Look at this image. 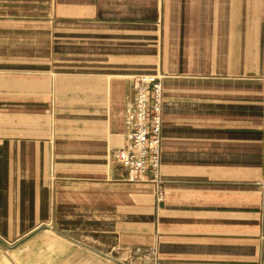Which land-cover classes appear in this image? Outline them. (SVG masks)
I'll list each match as a JSON object with an SVG mask.
<instances>
[{
	"label": "crops",
	"instance_id": "0c3cea01",
	"mask_svg": "<svg viewBox=\"0 0 264 264\" xmlns=\"http://www.w3.org/2000/svg\"><path fill=\"white\" fill-rule=\"evenodd\" d=\"M264 0H0V264H264ZM162 77L161 178L126 180L133 79Z\"/></svg>",
	"mask_w": 264,
	"mask_h": 264
},
{
	"label": "built area",
	"instance_id": "2783aa9c",
	"mask_svg": "<svg viewBox=\"0 0 264 264\" xmlns=\"http://www.w3.org/2000/svg\"><path fill=\"white\" fill-rule=\"evenodd\" d=\"M162 77L141 75L133 79L134 100L125 108V145L110 158L126 172V180L149 184L155 203L164 199L160 147L162 132ZM128 264H157L155 247L125 250Z\"/></svg>",
	"mask_w": 264,
	"mask_h": 264
},
{
	"label": "rangeland",
	"instance_id": "374dc122",
	"mask_svg": "<svg viewBox=\"0 0 264 264\" xmlns=\"http://www.w3.org/2000/svg\"><path fill=\"white\" fill-rule=\"evenodd\" d=\"M247 79H248V86H249V98H253L257 92L256 88L257 86H262L264 85V82H257L259 79V75L257 74V69H256V63L254 62H249L248 63V74H247Z\"/></svg>",
	"mask_w": 264,
	"mask_h": 264
}]
</instances>
